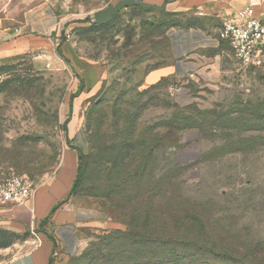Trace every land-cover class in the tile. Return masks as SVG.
<instances>
[{"label":"rangeland","instance_id":"rangeland-1","mask_svg":"<svg viewBox=\"0 0 264 264\" xmlns=\"http://www.w3.org/2000/svg\"><path fill=\"white\" fill-rule=\"evenodd\" d=\"M61 13L71 59L49 44L0 60V182L15 172L38 185L80 142L83 241L69 264H264V57L242 65L221 40L219 74L183 76L177 35L205 30L198 18L127 7L98 24ZM91 68L95 84V72L81 77ZM4 207L0 264L28 235L8 228ZM132 229L143 232L133 248L115 233ZM172 230L197 237L200 253L150 234Z\"/></svg>","mask_w":264,"mask_h":264},{"label":"crops","instance_id":"crops-1","mask_svg":"<svg viewBox=\"0 0 264 264\" xmlns=\"http://www.w3.org/2000/svg\"><path fill=\"white\" fill-rule=\"evenodd\" d=\"M118 1L113 0L109 4ZM131 1L165 5V11L176 16L196 17L205 24V30L189 28L177 35L178 42L184 45V50L178 53L182 60L177 71L188 77L219 74L220 54L216 48L221 39L217 30L225 17L251 4L256 15L264 18V0ZM105 6L102 0H0V60L40 53L49 44L58 45L65 19L61 12L65 9L79 10L88 15ZM68 46L69 42L64 41L60 51L71 59L76 53L70 46L71 51L67 50ZM90 71L96 74L93 75L95 84L100 70L87 69L81 77L86 81ZM81 153V143L70 141L62 149L53 174L37 185L30 202L4 204L3 217L8 228L15 232H27L28 235L18 244L19 248H24L23 251L1 264H66L80 248L83 241L78 234L82 225L81 212L73 205V190Z\"/></svg>","mask_w":264,"mask_h":264},{"label":"built area","instance_id":"built-area-1","mask_svg":"<svg viewBox=\"0 0 264 264\" xmlns=\"http://www.w3.org/2000/svg\"><path fill=\"white\" fill-rule=\"evenodd\" d=\"M102 1L107 5L113 0ZM217 33L240 64L255 65L264 57V18L256 15L253 5L225 17ZM36 188L37 185L27 176L10 172L0 182V202L25 204L33 199Z\"/></svg>","mask_w":264,"mask_h":264},{"label":"trees","instance_id":"trees-1","mask_svg":"<svg viewBox=\"0 0 264 264\" xmlns=\"http://www.w3.org/2000/svg\"><path fill=\"white\" fill-rule=\"evenodd\" d=\"M86 20L88 19V18H85ZM84 19V20H85ZM65 41V38L61 35L60 36V43L57 45V48H56V50H57V52H61L60 51V46H61V44L63 43ZM80 162H81V154L79 155V166H78V177H77V179H76V182H75V185H74V189H75V186H76V184H77V181H78V178H79V173H80ZM178 187H176L175 186V193H176V195H178V193H179V195H180V192L178 191V189H177ZM74 191V190H73ZM138 200V198H136L135 197V199H134V202H133V205H132V209H133V211H135V209H137L138 208V205L141 203V201H137ZM136 212V211H135ZM191 214H189V216H190ZM196 219V218H195ZM196 221H198L199 222V220L198 219H196ZM136 232V233H135ZM117 235H119V236H121L122 238L124 237V236H127V237H129L130 239H132L131 240V246H132V248L133 247H135L136 246V244H137V242H136V240L138 239V238H140V237H142V234H143V232L142 231H140V230H130V231H116L115 232ZM138 233V234H137ZM135 234H136V236H135ZM151 234V236L153 237L154 236V238L157 240V241H162V242H167V243H172V244H174V245H179V246H188V244H195V249H196V251H198L199 253H200V251H201V249H202V247H196V245L199 243V239L197 238V237H195V238H193V237H190V236H187V234H185V232L184 233H181V232H179V231H175V230H172V231H170L169 233H166V234H163V233H158V232H151L150 233ZM185 234V235H184ZM194 235V234H193ZM154 238H152V239H154ZM162 239V240H161ZM166 251H168V250H166ZM170 251V250H169ZM185 251V250H184ZM169 253V252H168ZM135 254H132V255H130L129 257H127V258H125L124 259V261H129V262H134V261H136L137 260V258H135V256H134ZM194 256L195 255H188L187 257L188 258H185V259H187V261L186 260H184V258L182 257V256H177V255H174V256H169L168 255V257H166V256H164V258H163V256H160L159 257V259H161V261H166V262H170V263H173V264H191V263H193L194 261H196V260H192L193 258H194ZM172 259V260H171ZM189 259V260H188ZM71 260V257H70V259H69V261ZM169 260H171V261H169ZM173 260H174V262H173ZM69 261L66 263V264H69ZM120 261H122V260H120Z\"/></svg>","mask_w":264,"mask_h":264},{"label":"water","instance_id":"water-1","mask_svg":"<svg viewBox=\"0 0 264 264\" xmlns=\"http://www.w3.org/2000/svg\"><path fill=\"white\" fill-rule=\"evenodd\" d=\"M128 6H139L147 9H154L158 11H163L165 9V5L156 6L143 2H135L131 0H119L115 4H108L105 7L94 12L93 16L95 22L98 24L104 23L108 21L111 17L117 15L123 8Z\"/></svg>","mask_w":264,"mask_h":264}]
</instances>
